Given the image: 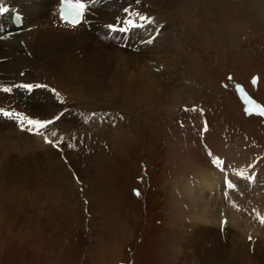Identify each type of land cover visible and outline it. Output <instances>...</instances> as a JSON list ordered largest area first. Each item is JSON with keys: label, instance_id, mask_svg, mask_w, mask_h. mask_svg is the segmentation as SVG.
Returning <instances> with one entry per match:
<instances>
[{"label": "rangeland", "instance_id": "1", "mask_svg": "<svg viewBox=\"0 0 264 264\" xmlns=\"http://www.w3.org/2000/svg\"><path fill=\"white\" fill-rule=\"evenodd\" d=\"M258 1L169 0L156 4L152 0H123L121 4L116 0L110 7L99 9L108 11L107 16H116V11L129 7L131 13L137 9L152 16L151 30L139 32L140 42L157 29L162 30L152 44L139 48H161L167 40L173 46H164L156 57L149 50L147 55H138L99 41L103 28L92 32L94 35L81 30L80 35L65 44L68 52H62L68 54L67 69L55 70L48 63V75L43 79L53 78L58 72L61 95L45 106L54 112L53 116L58 111L64 113L62 117L67 121L59 119L64 125L59 134L67 144L62 149L51 144L46 148L50 152L59 149L56 157L63 169H43L48 160L56 159L46 157L42 162H33L28 157L41 152L21 145L17 140L19 132L7 131L17 144L11 150L7 147L5 153L0 150V264H189V259L183 257L184 253L188 255L193 241V199L206 202L208 198L192 191L197 189L196 184H189L193 160H209L201 153L203 147L192 140L194 136L198 139L200 126H205L206 121L215 134L210 130V140L225 139L230 145L228 160L236 155L240 160H250L252 165L259 161L254 171L264 173V117L246 111L257 113V104L264 106V19L256 9ZM155 23L161 28H156ZM43 26L42 20L34 29ZM22 40L27 46L23 47L25 53L29 40ZM53 50L51 47L39 52ZM165 50L174 51L177 57L173 69L179 79L175 86L172 80L159 78L173 87L172 95L157 96L151 90L157 98L150 97L145 92L152 85L141 82L139 76L143 68L152 69L148 59L161 70L162 61L170 57L163 54ZM16 61L7 62V70L13 72L12 63ZM24 67L19 77L26 80L25 73L31 68L28 64ZM74 72L78 74L77 84L70 80ZM254 77L256 84L252 83ZM236 83H242L257 104L241 99L234 91ZM45 97L42 93L36 96V107L43 104ZM75 110L80 120L71 122ZM192 126L193 133L185 136ZM36 139L45 142L41 134ZM49 139L58 140L56 136ZM69 144L73 146L67 147ZM191 150L193 158L187 156ZM216 150L222 158L225 156L223 142ZM240 160L230 173L238 170ZM221 161L217 164L220 169L224 168ZM231 166L227 164L226 168ZM133 187L138 188L140 195H136L137 191L133 194ZM249 188L230 190L229 199L224 198L226 209L235 211L226 226L233 227L234 222H241L246 216L252 223L242 230L243 235L233 232L232 241L250 242L259 234L256 251L253 245L246 246L240 258L254 255L250 262H242L264 264V223L260 222L262 217L257 220V211L264 210V196L253 195ZM252 190L259 192L256 186ZM246 192L251 199L247 203ZM206 213H200L205 222ZM111 221L116 222L123 235L115 250L102 253V241L109 238L107 222ZM207 226L214 233L213 225ZM208 231L200 229L195 239ZM235 233L241 236L236 237ZM216 251L221 252L218 262L226 258L220 246ZM190 264H206V260L195 259Z\"/></svg>", "mask_w": 264, "mask_h": 264}, {"label": "bare ground", "instance_id": "2", "mask_svg": "<svg viewBox=\"0 0 264 264\" xmlns=\"http://www.w3.org/2000/svg\"><path fill=\"white\" fill-rule=\"evenodd\" d=\"M152 1L155 2L156 4H159L160 2H165L169 0H156V1L152 0ZM247 1H250V0H247ZM114 3H116V0H113V1L107 0V3H105L104 5L93 9L94 12L91 15L87 13L86 19L83 21L82 24L76 27H72L71 24L64 23L62 20L58 18L59 14H57L56 12V8L58 6V0H4L5 6L8 7L10 11H13L15 9H20V11H22V13L25 14V17L23 19L24 24L19 27H15L12 24L11 18H8L7 21L5 22V26H10L9 31H14V32L11 36H6L4 37V39H0V80L1 82L9 83V85L14 86V85L21 84L24 82L25 83L27 82L28 83H42L41 81H46L47 82L46 84L49 86V89H37V90H34L32 93H29L23 88L14 87L11 93H4L3 91H0V107L14 108L15 110L18 109L20 112L25 113L27 116H31V117L34 116L33 118H49L50 119L60 114L61 112L58 111V113H56L53 116L52 113L54 112H52L48 108V106H45L46 104H50L54 100H57L59 96L61 95L60 94L61 93L60 92L61 83L60 81H58L59 73L57 72L55 77L49 78L47 80L43 78L48 75L46 74L48 71V68L46 69V67H48V63L52 64V67L55 70L58 69L59 67H63L65 70L67 69L68 65H66V63L68 59V56H67L68 54L65 55L62 52L64 50L67 51L68 46L65 44L66 43L68 44V42L72 40V37H75L76 34H77L76 36L80 35L81 30L84 34H89V33L96 32L97 30L103 28L102 32L99 30L101 32V34H98L99 41H103L105 43L111 44L118 48L128 50L132 53H136L138 55L143 54L144 52H145V55H147L148 50H149L151 54L153 53L154 57H156L157 52H159V55H160V52H162L160 51L161 48H164V46H167L170 43L172 44V41L167 40V42L165 41L163 42L164 44H162L163 47L161 48L152 47V49H150L151 46L149 47V45L147 46V48H139V46L141 47L145 44L143 43V41L140 42L139 32L141 30L149 32L151 30L150 25H147V27L143 29L141 28L131 29L128 33L112 32L106 26L105 28L104 24L106 22L109 24L111 23V21H115L118 18H116V16L114 15L113 16L110 15L111 16L110 18V16H107V14H109L108 11L101 12L99 9L102 8L103 10V7L105 6L107 7L109 5L111 6V4H114ZM155 7L158 8L157 6ZM256 9L258 10L259 15L264 19V0L258 1L256 5ZM109 10H111V8ZM135 12L137 11H134V13ZM134 13H131L127 17L135 19ZM4 17H5V14L0 15L1 20L4 19ZM108 17L110 18L109 20H108ZM105 18L108 21H105ZM42 20L44 21V26L41 29H34L38 27V22ZM123 22H124V19H123ZM155 24H156L155 26L156 28H161V24H157V23ZM52 26L57 27L59 31L54 29ZM32 29H34V31L29 32ZM161 30H158V31H161ZM92 35L94 34L92 33ZM89 37H91V35H88V38ZM27 38L29 40V45H28V49L24 53L23 47L26 48L27 46L25 45L22 39H27ZM51 47H53L55 50L46 51L43 53L39 52V49H49ZM29 52H30V55H29ZM13 53H18V54H13ZM118 53L119 51H117V54ZM164 53H166V55L170 54V57L162 61L163 65H162L161 70H159V68L157 67V63L155 61L149 60V59L147 63L152 67V69L143 68L141 66L143 68L142 70L143 72L140 73L139 79L141 82L144 80V82L147 81L150 85H152V87H150L149 90L146 88L147 90L145 92V94L149 95L150 97H155V98H157V96L169 97L172 95L173 87L167 83L160 82L159 78L162 77V79L165 81L172 80L173 84L177 83L179 79V73L175 72L173 69L174 66L177 64V62H175L177 57L175 56L174 51L165 50L163 54ZM26 56H28L29 58ZM161 57L159 58L161 59ZM12 60L13 61L17 60V61L16 63L13 62L15 63L14 65L12 63L13 72H10L11 70L10 69L7 70L8 66H6V64L7 62H10ZM25 64L26 65L28 64V68L30 67L31 71L28 73L27 72L25 73L27 75L26 76L27 79L23 80L19 77V73H21V71L24 70ZM32 67H34V71L32 70L33 69ZM70 75H71L70 80L74 84H77L78 74L76 75V73L74 72V74L71 73ZM64 79L66 80V77ZM51 88H55L57 92L59 93V95H54L50 91ZM140 90L142 89H137L136 91H140ZM151 90L155 91L152 93L157 94V96H153V94L150 93ZM40 93L46 96L45 101L39 107H36V96ZM60 102L65 103V100H61ZM66 110H69V109H66ZM90 113L92 112L90 111L88 115ZM79 118H80V115L78 111L75 110L70 120H72L71 122L73 121L75 122V121L80 120ZM60 120L67 121L66 119H63L62 116ZM60 120H56L53 125H50L46 130H44V131H47L48 134H51L52 131L58 132V135H56V138L58 140H59V137H61L59 134V131L64 130V125L60 122ZM4 122L5 123L0 122V139H2L0 141L1 152L5 153L7 151L6 150L7 147L9 148V150L13 149V147H16L17 140H18V142L21 145L30 147L31 149L39 150L41 152V154L39 155L36 154L34 156L28 157L29 159L34 160L33 162L38 163L37 162L38 160L41 161L42 159H45L46 157H51V158L56 159V160H48L47 161L48 163L47 164L45 163V166L44 164L41 166V167L44 166L43 169H47V170L49 169V171L58 169V168L63 169L61 167L62 166L61 161L56 156L60 154V152L58 153V151L60 147L64 148L63 146L67 144L66 142L62 143L59 146L58 151L54 150V152L53 151L50 152L46 148V146H49V144L45 143L44 141H38L36 139L37 134L32 135V133H29L26 130H23V131L19 130L17 125L12 121H4ZM1 125H4V126H1ZM4 127H7L8 129H5ZM2 128H4L5 131ZM192 129H193V126L189 128L188 132L184 130L183 134L187 132L185 136H189L190 134L193 133ZM8 130L19 132L20 133L19 138L17 140L13 139V136L7 133ZM210 130L212 131V129L210 128V129H206V131L203 132L204 134L203 139L205 142L210 144L211 149L216 153L214 155H217L219 159L218 161L220 162V160H222L221 163L224 166V168L222 169L218 168L217 164L219 162L214 164L213 160H210V163L213 166L210 165L209 160H193V163H191L189 166L191 172L189 170L188 171L192 175V177L190 178L189 184L197 185L196 186L197 189L192 190V191L194 192L198 191L208 198L206 202H198L197 200L193 199V212H192V221H191V225L193 229V233H192L193 241L189 246L188 255L184 253L185 256L183 258L186 260L188 258L189 264L193 262L195 259L196 260L197 259L206 260V264H222V263L242 264L243 259H244V262H250L253 259L254 255H243L241 259L240 258L242 255L241 253L244 251L245 248L250 247V245H253V249H255L256 251V246H257L256 242H259L261 238L259 234H256L253 236V240L250 242L246 241L244 243V241L241 239L240 240L234 239L232 241L233 232H238L243 235L242 230L245 229L247 225L252 223L251 221H249V219L246 216H242L241 222H234L233 227H227L225 225L224 229L221 230L222 223L227 224V219L228 218L232 219L233 213L235 212L232 208L226 209V203H225L224 198L226 197L228 198L229 196L228 193L230 192V190L237 192V191H241L247 188L248 186L250 187L249 192L252 193L253 195L264 196V173L258 174L256 171H254V167L249 169L248 165H252L250 163V160H246V159L240 160V158L236 155L235 157L231 156L232 157L231 160H228V156L230 153L229 152L230 145L227 144L225 139H222L219 141L217 139V141L215 140L216 143L214 144L215 141L213 140V138H211V140L209 138L211 137ZM47 133L44 132L43 134L42 133H39V134H41L42 138L44 139V136ZM198 133L201 135L202 132L198 130L197 134ZM11 140L14 142H12ZM192 140H194L197 145L201 144L200 140L198 141V139H196L195 136H194V139L192 138ZM221 142L224 143V148L226 149L225 156L223 158L220 156V154L216 150V146ZM38 147L42 149H39ZM201 150H202V147H201ZM35 153H38V152H35ZM201 153L202 155H206L203 150L201 151ZM26 155L27 154H25V156ZM187 156L193 158L195 154L191 150L190 152L187 153ZM238 160H240V163H238L236 166L238 170L231 171L230 173L229 170H231L232 167L235 166L236 161ZM188 162L190 163V160H188ZM201 164H203L204 167H202ZM227 164L232 165V166L229 168H226ZM41 167L39 165L40 170H41ZM37 168L38 166H36L34 170L35 169L37 170ZM252 173H257V175L253 176L254 177L253 179L251 180L248 179V181H246V178L249 176H252ZM231 177H233V179L238 178L235 180V183L240 185L239 190H235L234 188L229 187V182L231 183V185L233 183V181L230 180ZM255 186L259 188L258 193H255L252 190ZM208 192H211V196L208 195ZM244 198L246 199V203L251 201V199H249L248 197L247 192L245 193ZM204 211L207 212L205 215L206 222L202 218H200V213L203 214ZM263 213H264V210L257 211V220L260 217H264V215L262 216ZM230 223H232V221H230ZM208 224L213 225L214 233L210 230L209 226H207ZM242 224L244 225V227H242ZM107 227H108V237L109 238L107 237L108 239H103L102 241V244H104L101 250L102 253L112 250V248L113 250H115L116 244L119 243L121 240L120 236L123 235L121 229L117 227V224L115 221L107 222ZM200 229L209 230L208 234H200L198 236V239L196 240L195 239L196 234ZM235 236L240 237L241 235H236L235 233ZM255 236L257 237L256 239L254 238ZM226 237H228V243L227 242L224 243L226 240ZM231 244H232V247L230 246ZM218 246L221 247V251L224 254V257H226L221 262L217 261L221 259L220 258L221 252L216 251ZM203 248H204V251H203ZM224 248H225V253H224ZM232 249L234 250V253H232Z\"/></svg>", "mask_w": 264, "mask_h": 264}, {"label": "snow or ice", "instance_id": "3", "mask_svg": "<svg viewBox=\"0 0 264 264\" xmlns=\"http://www.w3.org/2000/svg\"><path fill=\"white\" fill-rule=\"evenodd\" d=\"M137 3H139V0H136ZM62 8L60 12V17L63 22L70 23L72 27L79 26L83 23V21L86 19V12L88 11V2L87 0H61ZM10 9L5 6L4 0H0V15L5 14L9 12ZM125 13L129 12L128 8L124 9ZM135 19L125 17L123 24L120 23L119 19H117L116 23H109L106 25V27L112 31V32H120V33H128L131 29L135 28H146L147 25H151L154 23V18L147 16L146 14H141L139 11L134 13ZM16 19H19V16L16 17ZM157 32L150 36L147 40L143 41V43L146 44H152L156 35H158ZM231 79V77H229ZM257 78H253L252 83L256 84ZM23 88L27 92L32 93L34 90L37 89H49V86L44 83H21L14 86H8L3 87L0 89V91H3L4 93H11L13 91V88ZM237 88H240V85L236 86ZM50 91L54 95H59L57 90L55 88H51ZM260 110L257 113H253L252 109H246V111L249 114H258L261 117H264V106H258ZM188 109L185 108V111ZM193 111L196 110L195 107L192 109ZM202 111V109L200 110ZM64 113L61 112L60 114L56 115L54 118H33L31 116H27L25 113L20 111H11L6 110L2 107H0V115L6 117V118H14L18 124L22 127L23 130L28 131L29 133L33 134H39L42 133L44 130H46L50 125H53L56 120H59L61 116ZM206 131V121H205V129ZM57 135L56 131L51 132V136L55 137ZM45 143L48 144H54V146L59 147L60 144L64 143V138L60 137L58 141H53L49 139L48 135L45 134L44 136ZM69 147H72L73 145L69 144ZM211 155V153H209ZM217 160H213V163H218ZM249 169L253 168L254 165H248ZM249 180L253 179V176L247 177ZM229 187H232L231 183L229 182ZM136 195H140V193L137 191ZM261 222L264 223V217L261 218ZM251 240L252 238L249 237Z\"/></svg>", "mask_w": 264, "mask_h": 264}]
</instances>
